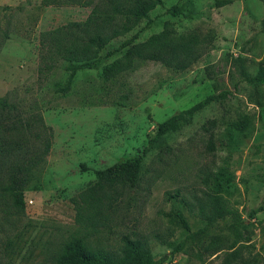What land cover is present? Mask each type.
<instances>
[{"label": "rangeland", "instance_id": "1", "mask_svg": "<svg viewBox=\"0 0 264 264\" xmlns=\"http://www.w3.org/2000/svg\"><path fill=\"white\" fill-rule=\"evenodd\" d=\"M108 2L0 0V100L42 114L54 135L40 170L12 176L25 190V214L0 213V236L12 241L0 264H56L73 240L117 252L124 237L148 243L164 264H264V212L250 217L264 206V82L249 80L264 66L263 0H162L148 11L150 27L118 18L126 34L65 90L71 72L56 31ZM138 32L139 46L163 34L192 44V65L181 71L127 49L108 55ZM222 93L150 144L159 123ZM148 146L137 186L100 192L102 206L85 202L95 171ZM218 195L234 215L213 220Z\"/></svg>", "mask_w": 264, "mask_h": 264}, {"label": "trees", "instance_id": "2", "mask_svg": "<svg viewBox=\"0 0 264 264\" xmlns=\"http://www.w3.org/2000/svg\"><path fill=\"white\" fill-rule=\"evenodd\" d=\"M161 4L162 0H109L105 8L95 7L85 22L69 23L58 29L57 37L54 39L57 54L69 63L68 70L71 72L65 90L70 88L78 71L93 64L110 42L126 34V29L120 28L118 18L120 21L146 19V26L150 27L153 19L148 15V11L151 7ZM139 36V32L134 34L108 55L114 56L127 49L132 58L159 62L181 71H186L192 65L194 51L192 44L176 42L163 34L149 41L147 45L139 46L136 45ZM113 74V70L108 71V77ZM249 80L264 82V66ZM225 96L226 93L210 95L179 115L159 123L150 144L157 143L162 137L175 130L178 120L185 115L200 112ZM27 134L34 137L33 142L29 141ZM53 139V130L45 123L42 114L26 116L19 112L16 105L0 100V213L7 216L25 214V190L23 187H13L12 176L32 175L40 170L52 151ZM150 146L142 155L127 157L108 169L95 171L97 182L88 189L85 202L93 204L94 207L102 206L100 192L117 187L137 186L140 182V170L150 151ZM210 197L216 201V204L211 207L213 220L234 215L233 210L222 206V196ZM108 199L113 201L110 195ZM112 201L108 204L112 205ZM262 212H264V206L254 209L250 213L251 219H255ZM97 215H101V212ZM177 217L182 227L190 232V236L197 235L192 233L190 224L182 214H177ZM0 233H4L3 229ZM123 242L124 246L121 250L110 252L94 249L83 240H73L65 245L56 264H164L166 261V257L156 260L152 256L148 243L143 240L124 237ZM10 245L12 241L4 242L3 236H0L1 252ZM181 249V246L177 247L172 254L179 253ZM221 251L223 250L217 252ZM237 254L238 251H234L229 253L228 257Z\"/></svg>", "mask_w": 264, "mask_h": 264}]
</instances>
